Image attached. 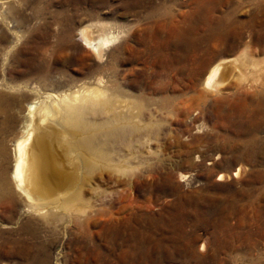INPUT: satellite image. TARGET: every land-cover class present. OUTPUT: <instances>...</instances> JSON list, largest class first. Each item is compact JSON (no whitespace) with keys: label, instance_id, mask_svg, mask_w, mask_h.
<instances>
[{"label":"rangeland","instance_id":"rangeland-1","mask_svg":"<svg viewBox=\"0 0 264 264\" xmlns=\"http://www.w3.org/2000/svg\"><path fill=\"white\" fill-rule=\"evenodd\" d=\"M83 29L116 39L99 55ZM96 88L144 102L116 141L144 162L49 218L13 179L28 105ZM0 93V264H264V0H0Z\"/></svg>","mask_w":264,"mask_h":264},{"label":"bare ground","instance_id":"bare-ground-1","mask_svg":"<svg viewBox=\"0 0 264 264\" xmlns=\"http://www.w3.org/2000/svg\"><path fill=\"white\" fill-rule=\"evenodd\" d=\"M258 14L252 12L250 17L255 18ZM235 15V11L223 13L220 21L224 23L227 18ZM80 37L99 55L105 45L116 39L113 34H108L92 40L84 29ZM251 59L245 54L242 58L246 64H253ZM230 62L228 59L219 60L208 73L205 85L214 82L221 84L229 72ZM107 91L106 88H96L86 92L80 90L50 94L45 99L37 97L28 105L24 133L16 145L13 171L17 192L27 207L42 214L47 213L49 218L65 212L74 219L91 206L92 203L86 197L88 191H91L95 199L103 195L97 181L104 178L109 168L122 170L144 162V151L140 146H129L125 151L116 146L117 137L126 128L137 129L132 123L135 117L144 119V102L138 100L133 103L127 95L118 91L107 95ZM2 98L4 94L0 93ZM133 104L138 114L131 116ZM95 114L109 116L96 117ZM142 137L137 135L135 141H141ZM147 140L146 152L150 155L155 152L153 138L149 135ZM80 167L81 175L78 176ZM242 170L241 165L237 175L240 176ZM2 187L3 195L12 198V192L8 190L5 181Z\"/></svg>","mask_w":264,"mask_h":264}]
</instances>
